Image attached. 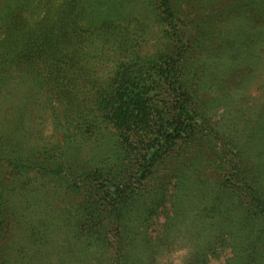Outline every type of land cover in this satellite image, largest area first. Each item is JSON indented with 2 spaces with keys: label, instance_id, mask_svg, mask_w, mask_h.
<instances>
[{
  "label": "trees",
  "instance_id": "obj_1",
  "mask_svg": "<svg viewBox=\"0 0 264 264\" xmlns=\"http://www.w3.org/2000/svg\"><path fill=\"white\" fill-rule=\"evenodd\" d=\"M259 69L264 0H0V264H264Z\"/></svg>",
  "mask_w": 264,
  "mask_h": 264
},
{
  "label": "rangeland",
  "instance_id": "obj_2",
  "mask_svg": "<svg viewBox=\"0 0 264 264\" xmlns=\"http://www.w3.org/2000/svg\"><path fill=\"white\" fill-rule=\"evenodd\" d=\"M257 71L261 73L258 79L264 78V70L259 69ZM22 87L23 89L19 85H13L6 88L4 96L1 100V104L3 105L5 112H9L10 110H14L15 108L18 109L24 105V109L21 108L20 110H22L24 116L27 119V122L35 128L42 129L44 136L49 135L50 129L47 128L48 119L46 117V114L44 113L45 111L40 105V102L42 100L40 101V98H34V96L32 95L26 94L28 90V83ZM256 87L257 85H254V95L257 97L259 94ZM35 94H39L38 90L35 92ZM25 96L28 99H26ZM6 116L8 118H11L13 117V113L6 114ZM222 259L223 257L213 258L210 260L209 264H218Z\"/></svg>",
  "mask_w": 264,
  "mask_h": 264
}]
</instances>
